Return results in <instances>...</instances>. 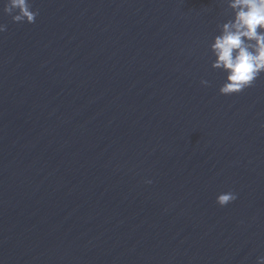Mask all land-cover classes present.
I'll list each match as a JSON object with an SVG mask.
<instances>
[{
    "label": "water",
    "instance_id": "1",
    "mask_svg": "<svg viewBox=\"0 0 264 264\" xmlns=\"http://www.w3.org/2000/svg\"><path fill=\"white\" fill-rule=\"evenodd\" d=\"M31 2L0 0V264H256L264 74L219 93L225 0Z\"/></svg>",
    "mask_w": 264,
    "mask_h": 264
},
{
    "label": "clouds",
    "instance_id": "2",
    "mask_svg": "<svg viewBox=\"0 0 264 264\" xmlns=\"http://www.w3.org/2000/svg\"><path fill=\"white\" fill-rule=\"evenodd\" d=\"M225 3L231 16L217 25L219 33L213 37L209 49L214 57L211 68L224 74L219 93L232 95L251 87L264 74V0H225ZM3 12L15 23L32 24L39 15L31 0H6ZM5 30L6 25L0 23V33ZM200 83L209 84L203 79ZM237 198L235 192H221L216 203L225 207ZM256 264H264V256L257 257Z\"/></svg>",
    "mask_w": 264,
    "mask_h": 264
}]
</instances>
